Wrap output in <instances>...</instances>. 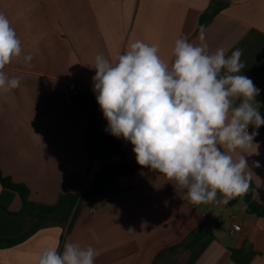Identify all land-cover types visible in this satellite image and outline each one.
I'll list each match as a JSON object with an SVG mask.
<instances>
[{"label":"crops","instance_id":"obj_1","mask_svg":"<svg viewBox=\"0 0 264 264\" xmlns=\"http://www.w3.org/2000/svg\"><path fill=\"white\" fill-rule=\"evenodd\" d=\"M219 9L201 30L208 50L226 49L230 56L242 49L246 75L264 95V0H0L4 13L21 40L22 53L4 69L20 77L21 85L0 90V169L24 184L30 201L55 205L61 195L88 191L98 173L127 168L121 156L107 161L91 158L85 150V131L94 107L93 67L98 54L112 60L137 40L157 45L158 55L170 64L175 40L187 37L200 44V17ZM31 55L30 65L23 57ZM76 83L93 100L77 109L68 87ZM260 108V107H259ZM249 133L258 131L249 125ZM125 162L135 166L133 145L116 137ZM244 154L252 171L251 183L264 205V133L258 131ZM258 153V154H257ZM259 161L260 168H253ZM186 190L163 174L140 167L108 184L97 197L82 202L72 226L50 225L17 245H0V264H37L42 251L65 243L92 246L95 264H153L166 249L187 239L203 224L214 225V240L195 264H264V218L248 215L243 203L234 207L215 202L193 204ZM218 199L222 197L218 194ZM243 204L236 213L234 209ZM0 207L22 210L18 193L0 184ZM239 225L240 231H234ZM134 231H128L129 229ZM29 229L26 219L0 210V240H15ZM239 263L233 261V251Z\"/></svg>","mask_w":264,"mask_h":264},{"label":"clouds","instance_id":"obj_2","mask_svg":"<svg viewBox=\"0 0 264 264\" xmlns=\"http://www.w3.org/2000/svg\"><path fill=\"white\" fill-rule=\"evenodd\" d=\"M199 40L197 45L187 37L176 39L170 64L160 58L157 45L140 40L112 60L98 54L93 91L108 122L106 131L133 145L139 166L175 181L193 204L227 205L250 190L252 171L245 155L234 159L231 154L254 144L258 131L250 134L249 125H264L256 101L260 89L240 74L242 49L230 56L224 48L210 52L203 30ZM21 53V40L0 13V90L5 93L21 85L20 77L4 71ZM23 60L30 65L32 56ZM252 167L261 164L253 161ZM98 255L90 245L65 243L62 252L45 248L37 264H95Z\"/></svg>","mask_w":264,"mask_h":264},{"label":"trees","instance_id":"obj_3","mask_svg":"<svg viewBox=\"0 0 264 264\" xmlns=\"http://www.w3.org/2000/svg\"><path fill=\"white\" fill-rule=\"evenodd\" d=\"M219 12V9H214L210 13H205L200 17L197 30L205 27ZM95 97L88 95L81 102L85 104ZM94 107L101 111L97 101H94ZM261 116L264 117V95L263 101L258 109ZM102 112V111H101ZM108 126L107 120L104 118L103 113L101 117H91L90 124L85 131V150L87 154L93 158L102 161H107L115 156H121L127 170L123 174L111 173L108 166H104L100 173L95 178L92 187L88 191L81 194H66L61 195L55 205L44 206L35 204L30 201V191L24 184L15 182L11 177L5 176L0 169V184L4 189L14 191L19 194L22 201V210L17 213H10L4 207L0 210H5L8 214H13L26 219L29 223V229L25 235L15 240H0V245L7 243L8 245H17L27 239L31 238L38 230L50 225H69L72 226L76 220L80 206L83 201L93 199L110 183L118 180L119 178L129 175L141 166H129L125 162V153L122 149L120 141L110 132L106 131ZM253 126V125H252ZM254 127V126H253ZM260 132L264 133V125H261ZM256 195L253 184L251 183L249 192L243 197H237L231 200L228 205L234 207L238 203H243L245 211L248 215L264 218V205L261 204L257 198L253 199ZM214 225L203 224L191 233L185 241L161 252L155 259L153 264H176L174 257L186 256L187 260L183 264H195L201 257L203 252L213 242ZM245 252V250L233 251V261L239 263L236 258L237 253ZM253 253L248 255L245 263L249 264L252 260Z\"/></svg>","mask_w":264,"mask_h":264},{"label":"built area","instance_id":"obj_4","mask_svg":"<svg viewBox=\"0 0 264 264\" xmlns=\"http://www.w3.org/2000/svg\"><path fill=\"white\" fill-rule=\"evenodd\" d=\"M69 97L74 101L77 109L82 108V100L88 97L89 93L81 89L76 83H71L68 87ZM249 131V128H248ZM241 227L239 225L234 226V231H240Z\"/></svg>","mask_w":264,"mask_h":264},{"label":"rangeland","instance_id":"obj_5","mask_svg":"<svg viewBox=\"0 0 264 264\" xmlns=\"http://www.w3.org/2000/svg\"><path fill=\"white\" fill-rule=\"evenodd\" d=\"M240 207H243V204H240V206L236 207V209H234V211H236V213L239 211ZM176 264H183V262H185L187 260L186 256H178V257H174Z\"/></svg>","mask_w":264,"mask_h":264},{"label":"water","instance_id":"obj_6","mask_svg":"<svg viewBox=\"0 0 264 264\" xmlns=\"http://www.w3.org/2000/svg\"><path fill=\"white\" fill-rule=\"evenodd\" d=\"M215 5H219L221 3H228V0H214Z\"/></svg>","mask_w":264,"mask_h":264}]
</instances>
